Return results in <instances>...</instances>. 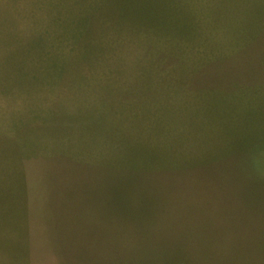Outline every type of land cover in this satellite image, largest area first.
Listing matches in <instances>:
<instances>
[{
  "label": "rangeland",
  "instance_id": "1",
  "mask_svg": "<svg viewBox=\"0 0 264 264\" xmlns=\"http://www.w3.org/2000/svg\"><path fill=\"white\" fill-rule=\"evenodd\" d=\"M162 250L264 264V0H0V264Z\"/></svg>",
  "mask_w": 264,
  "mask_h": 264
},
{
  "label": "trees",
  "instance_id": "2",
  "mask_svg": "<svg viewBox=\"0 0 264 264\" xmlns=\"http://www.w3.org/2000/svg\"><path fill=\"white\" fill-rule=\"evenodd\" d=\"M166 250H162V251H158L157 252V258H160L159 262H161L162 264H172L170 262H168V257L167 255L165 254ZM242 255H243V252H242ZM251 259V254H249V256L246 257V260L245 262H247L249 264V260ZM176 264H182L181 263V260L179 262H176Z\"/></svg>",
  "mask_w": 264,
  "mask_h": 264
},
{
  "label": "crops",
  "instance_id": "3",
  "mask_svg": "<svg viewBox=\"0 0 264 264\" xmlns=\"http://www.w3.org/2000/svg\"><path fill=\"white\" fill-rule=\"evenodd\" d=\"M173 100H174V99H173ZM192 100H193L194 102H199V103H201V101L199 100V97H198V96L193 97ZM169 101H170V98H169ZM173 104H174V103H173V101H172V105H173ZM191 105H193V104L191 103ZM198 105L202 106V103H201V104H198ZM144 107H145V106H144ZM178 107L180 108V111H183V110H181V109L185 108L182 104L179 105ZM202 107H203V106H202ZM178 110H179V109H178ZM205 116H206V115H205Z\"/></svg>",
  "mask_w": 264,
  "mask_h": 264
}]
</instances>
